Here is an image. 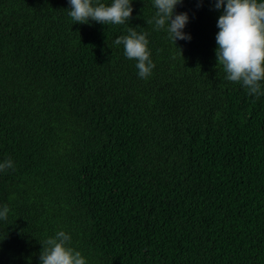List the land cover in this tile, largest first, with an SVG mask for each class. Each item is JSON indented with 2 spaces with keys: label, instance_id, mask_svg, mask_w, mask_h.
<instances>
[{
  "label": "trees",
  "instance_id": "16d2710c",
  "mask_svg": "<svg viewBox=\"0 0 264 264\" xmlns=\"http://www.w3.org/2000/svg\"><path fill=\"white\" fill-rule=\"evenodd\" d=\"M132 8L147 79L114 43L127 25L0 0V264H40L58 231L87 264H264V96L217 65L223 9L183 0L175 45L153 0Z\"/></svg>",
  "mask_w": 264,
  "mask_h": 264
},
{
  "label": "clouds",
  "instance_id": "9594fccd",
  "mask_svg": "<svg viewBox=\"0 0 264 264\" xmlns=\"http://www.w3.org/2000/svg\"><path fill=\"white\" fill-rule=\"evenodd\" d=\"M183 0H153L157 9L153 19L147 24H155V29L166 30L176 45L177 40H190L191 36L183 29L189 21L188 14H174ZM69 16L74 23L87 24L89 20L102 25H127V35L114 41L123 45L124 55L137 61L136 68L140 78L147 79L155 67L148 48L147 33H137L129 26L132 17V0H112L110 6L96 0H68ZM203 0H198L202 4ZM215 8L223 9L218 18L216 34L217 65L223 67L226 79L241 84L249 95L257 99L264 96V2L260 0H215ZM182 54V53H181ZM14 168L8 159L0 163V170ZM7 205L0 210V219L7 220ZM40 264H87L80 251L71 247V236L58 231L42 243Z\"/></svg>",
  "mask_w": 264,
  "mask_h": 264
}]
</instances>
